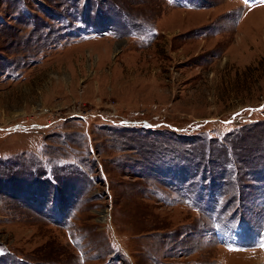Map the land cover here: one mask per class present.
Returning a JSON list of instances; mask_svg holds the SVG:
<instances>
[{
    "label": "rangeland",
    "instance_id": "374dc122",
    "mask_svg": "<svg viewBox=\"0 0 264 264\" xmlns=\"http://www.w3.org/2000/svg\"><path fill=\"white\" fill-rule=\"evenodd\" d=\"M0 264H264V0H0Z\"/></svg>",
    "mask_w": 264,
    "mask_h": 264
}]
</instances>
